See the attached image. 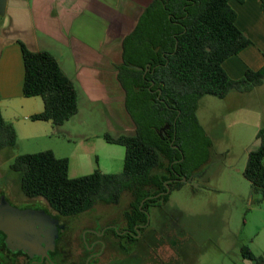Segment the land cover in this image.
<instances>
[{"label":"trees","instance_id":"1","mask_svg":"<svg viewBox=\"0 0 264 264\" xmlns=\"http://www.w3.org/2000/svg\"><path fill=\"white\" fill-rule=\"evenodd\" d=\"M228 1L151 2L124 38L122 63L116 67L134 134L103 137L124 147L122 172L95 171L70 178L68 158H58L51 150L22 154L10 168L20 173L23 196L41 199L60 216L73 217L98 204L117 205L128 194L125 221L140 235L149 225V204L167 199L171 191L190 181L188 176L200 157V148H194L200 140L209 144L197 119L198 101L207 95L224 98L230 91L249 92L264 82V66L247 69L238 80L230 79L222 68L227 58L251 44L236 27V13ZM19 44L24 65L22 95L43 101V111L29 119L62 126L78 112L75 85L52 54ZM255 139L258 146L248 152L243 176L251 194L259 196L254 201L259 204L264 202V126ZM15 143V131L0 112V148ZM183 177L186 181L180 182ZM241 256L251 264H264L263 257L254 256L247 247L241 248Z\"/></svg>","mask_w":264,"mask_h":264},{"label":"crops","instance_id":"2","mask_svg":"<svg viewBox=\"0 0 264 264\" xmlns=\"http://www.w3.org/2000/svg\"><path fill=\"white\" fill-rule=\"evenodd\" d=\"M153 1L6 0L4 13L0 15V112L12 125L16 142L38 146L61 127L29 119L43 111V101L40 97L22 95L24 65L20 42L31 51L52 54L75 85L78 112L62 125L67 126L64 132L69 137L76 136L87 145L95 139L104 140L105 134L117 137L134 132L116 67L122 63L124 38L134 30L143 10ZM228 4L236 13V27L251 41L222 63L226 75L238 80L247 69L256 71L264 66V9L261 0H229ZM204 98L198 101L196 111L204 134L213 147H235L236 155L224 158L226 173L216 170L211 175L218 179L214 185L198 182L194 188L192 183L196 179H193L190 185H182L178 190L191 187L193 200L197 199L196 195L209 194V189L224 191L237 195L241 204L233 210L216 199L167 204L156 218L150 217L149 225L139 236L142 244L137 252L138 264H147L148 259L149 264L163 261L166 264H239V260L245 264L242 247L264 259V202H254L259 196L251 194L250 183L243 176L247 154L258 146L255 137L264 126V82L249 92L230 91L222 98L220 122H208L206 126L199 116ZM83 108L90 115L94 111L101 113L105 123L97 130L87 125L80 129L72 127L73 118H78ZM44 150H51L58 158H68L70 164L69 156L60 154L64 150L60 143L56 148L25 154ZM116 152L121 153L120 149ZM229 153L228 149L222 151L226 156ZM221 179H226L229 185H221ZM238 215H244V222L234 220L233 216ZM163 250L166 257L161 260Z\"/></svg>","mask_w":264,"mask_h":264},{"label":"rangeland","instance_id":"3","mask_svg":"<svg viewBox=\"0 0 264 264\" xmlns=\"http://www.w3.org/2000/svg\"><path fill=\"white\" fill-rule=\"evenodd\" d=\"M222 107V98L210 95L205 96L199 106L200 122L204 123L205 126L208 122L211 124H213L214 122H220V119L218 117ZM87 112L89 111H85V109L83 108L81 115L78 118H73L71 126L76 129H80L87 125L93 130H97L101 127L103 122L105 123V119L102 118L101 113H96V111H94V115H90V113ZM65 127L67 126H61L57 128L63 131L58 130L56 134L52 135L50 138L44 139L43 142L38 146H36L35 144L32 145V143L30 142L20 141L16 142L14 146H6L4 148H0V199L5 198L11 204L17 206L22 202L21 200L24 198L20 188V173L15 172L10 168L17 156L25 154V152L38 151L47 148H56V144L58 143L64 146V150L60 154H64L63 156H69L70 158L68 173V176L70 178L86 176L95 171H100L104 174H118L122 172L125 152L123 146L110 145L102 139H92L93 141L89 142L86 145L79 142L80 140L76 136L69 137V133L64 132V130L66 129ZM132 134L134 133H128V135ZM205 139L209 141V144L204 141L202 144L200 140L199 145L194 148H200V150L197 149L198 152L200 151V157L196 160L199 165L195 169L196 171L194 170L193 172H190L188 176L190 178V181L184 183V185H190V183L193 182V179H196V182L192 183L194 188L197 186L198 182H201L202 184H205L206 182L210 185H214L218 179L211 177V175L216 170H218L219 172L224 171L223 173H226L227 161H224V158L231 159L236 155L235 147H232L230 145H214L213 147L211 141L206 135ZM119 149L121 151L120 154L116 152ZM223 149H228L230 153L227 156L226 154H222ZM186 156L187 158H189L190 154L187 153ZM189 169H191V167ZM219 181L221 185H229L227 184L226 179H221ZM187 187L188 188H185L184 190L175 189L171 191L167 199L161 198L153 203H150L148 207V220L150 221L151 216L153 218H156L160 213V209H165L167 207V204L168 206L184 205L193 201L204 203L216 199V201H220L222 204L228 205L232 210L235 209V205L239 207V205L241 204V199L237 195H233L224 191H215L214 189H209V194L203 193L196 195L197 199L193 200V196L190 190L191 187ZM130 200L131 198L128 194H123L119 204H98L91 211L71 219L72 223H75V225L77 226L83 225L86 220H89L93 217L92 224H95L97 217H100L102 225L104 223L103 220L110 219L109 223H111L116 232H119V230L122 231V227L126 226L123 214L128 210ZM247 203H249V201ZM233 218L238 222H244L245 219L244 215L243 217H239V215L238 217L233 216ZM248 220L250 221V217L248 218ZM101 230L102 229L96 227L92 231L95 233ZM141 241L142 240L139 239L137 246L138 250L140 248V244H142ZM165 257L166 251L163 250L161 260H164ZM238 263L242 264L240 260L238 261ZM147 264H149V259L147 260ZM161 264L166 263L163 261V263Z\"/></svg>","mask_w":264,"mask_h":264},{"label":"flooded vegetation","instance_id":"4","mask_svg":"<svg viewBox=\"0 0 264 264\" xmlns=\"http://www.w3.org/2000/svg\"><path fill=\"white\" fill-rule=\"evenodd\" d=\"M21 201L17 206L8 203L19 211H41L48 216L34 224L29 239L0 231V264H138L136 227L130 229L126 224L116 232L110 219H102V225L100 217L95 224L92 217L77 226L71 219L82 214L64 217L41 199L24 196ZM96 227L103 231L94 233Z\"/></svg>","mask_w":264,"mask_h":264},{"label":"water","instance_id":"5","mask_svg":"<svg viewBox=\"0 0 264 264\" xmlns=\"http://www.w3.org/2000/svg\"><path fill=\"white\" fill-rule=\"evenodd\" d=\"M5 2L6 0H0V15L4 13ZM135 69L139 68L135 67ZM179 181L185 182L186 178H181ZM166 189L169 192V188ZM47 216L45 212L41 211H19L12 208L5 198L0 199V231L5 234L21 235L29 239L28 236L32 233L34 224L41 222ZM147 219H149L148 216ZM245 264H251V261L245 260Z\"/></svg>","mask_w":264,"mask_h":264}]
</instances>
